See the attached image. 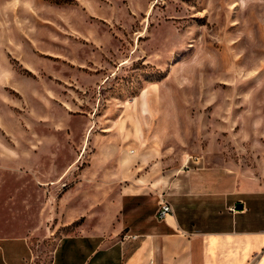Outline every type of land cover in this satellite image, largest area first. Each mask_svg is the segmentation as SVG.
I'll use <instances>...</instances> for the list:
<instances>
[{
	"label": "rangeland",
	"instance_id": "obj_1",
	"mask_svg": "<svg viewBox=\"0 0 264 264\" xmlns=\"http://www.w3.org/2000/svg\"><path fill=\"white\" fill-rule=\"evenodd\" d=\"M260 107L264 0H0V168L28 200L31 263L154 165V181L195 157L264 177L241 148Z\"/></svg>",
	"mask_w": 264,
	"mask_h": 264
},
{
	"label": "crops",
	"instance_id": "obj_2",
	"mask_svg": "<svg viewBox=\"0 0 264 264\" xmlns=\"http://www.w3.org/2000/svg\"><path fill=\"white\" fill-rule=\"evenodd\" d=\"M259 110L264 117V107ZM261 130L264 125L241 148L263 159ZM129 154L120 160L118 181L137 170ZM158 169L150 168V185L124 184L114 202L117 214L87 215L57 238L48 264H264V177L204 166L200 157L154 181ZM10 176L0 168V264H42L38 256L31 263L42 246L31 239L28 200L23 188L11 187ZM160 200L172 210L163 220L156 217Z\"/></svg>",
	"mask_w": 264,
	"mask_h": 264
},
{
	"label": "built area",
	"instance_id": "obj_3",
	"mask_svg": "<svg viewBox=\"0 0 264 264\" xmlns=\"http://www.w3.org/2000/svg\"><path fill=\"white\" fill-rule=\"evenodd\" d=\"M157 219L163 220L168 214L172 212L170 205L164 200H160L158 203Z\"/></svg>",
	"mask_w": 264,
	"mask_h": 264
},
{
	"label": "water",
	"instance_id": "obj_4",
	"mask_svg": "<svg viewBox=\"0 0 264 264\" xmlns=\"http://www.w3.org/2000/svg\"><path fill=\"white\" fill-rule=\"evenodd\" d=\"M241 208H242V207L239 205V206H238V209H241Z\"/></svg>",
	"mask_w": 264,
	"mask_h": 264
},
{
	"label": "bare ground",
	"instance_id": "obj_5",
	"mask_svg": "<svg viewBox=\"0 0 264 264\" xmlns=\"http://www.w3.org/2000/svg\"><path fill=\"white\" fill-rule=\"evenodd\" d=\"M130 153V152H129ZM128 157V156H127Z\"/></svg>",
	"mask_w": 264,
	"mask_h": 264
}]
</instances>
